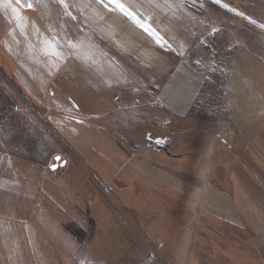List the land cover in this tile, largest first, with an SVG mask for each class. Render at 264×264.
<instances>
[{"label":"crops","instance_id":"crops-1","mask_svg":"<svg viewBox=\"0 0 264 264\" xmlns=\"http://www.w3.org/2000/svg\"><path fill=\"white\" fill-rule=\"evenodd\" d=\"M190 1L122 0L146 31L111 0H0V72L73 153L0 148V264H140L144 236L174 264H264V45ZM235 5L264 25V0Z\"/></svg>","mask_w":264,"mask_h":264},{"label":"rangeland","instance_id":"rangeland-1","mask_svg":"<svg viewBox=\"0 0 264 264\" xmlns=\"http://www.w3.org/2000/svg\"><path fill=\"white\" fill-rule=\"evenodd\" d=\"M56 1L58 2L59 0ZM204 1L205 0H203V2ZM236 1L238 2V0H206L205 2L211 6L214 13L229 16L232 21H230V25H234L236 30H238L236 26L238 25L239 33H234L235 38L243 39L247 42L263 46L264 27L262 26L264 25L259 22L256 23L252 19L244 20L243 18L241 19L240 16H237V14H240V11H238L239 9L237 8V5H235ZM190 2L199 9L204 6L200 3L202 0H191ZM57 6L60 7L61 5L57 3ZM22 38L24 39L25 36L22 35ZM23 43L26 46L24 47V50L25 48L28 50L29 44L24 41ZM24 96L26 95L17 88L11 78L9 79L5 77L4 74L0 72V148L21 152L22 142L17 132L22 130V126L25 127L26 130L28 126L33 127L32 125H34L41 132V139L34 152V156L39 159H52L53 157V160H55V156L57 154L63 153L62 144L60 140L49 130V127L46 126L44 121L37 116V118L35 117L36 113L27 104L29 102L33 107H35L33 105L34 103L31 100H28V98L26 99ZM20 115H24L26 117L23 119V124L20 121ZM63 142L66 143L64 140ZM55 151L59 152L54 154ZM217 157L219 158V156ZM216 167L218 166L214 163V195L217 190L220 191V187L215 185L216 183L220 184L218 174H216Z\"/></svg>","mask_w":264,"mask_h":264},{"label":"built area","instance_id":"built-area-1","mask_svg":"<svg viewBox=\"0 0 264 264\" xmlns=\"http://www.w3.org/2000/svg\"><path fill=\"white\" fill-rule=\"evenodd\" d=\"M210 38L213 43L217 44L223 39V33L216 29L212 33H210ZM114 100L119 101L120 94L117 93L114 95ZM25 99V98H24ZM26 100V99H25ZM27 101V100H26ZM28 106L37 113L35 108L28 102ZM63 147V153L61 155L63 157L73 156L72 150L70 147L63 142V140L56 136ZM162 148L164 150L170 151V148L162 146L160 144H156L155 142H149L146 144H141L136 141H131L128 148L130 152L134 155H144L146 154L151 148ZM87 174L91 181L95 184V186L99 189V191L103 194V196L114 206L120 208V202L118 201L114 190L110 186V184L104 180H102L95 172L88 170ZM144 241L146 243L147 251L145 258L141 261L140 264H174L173 261L169 258V256L163 251L162 245L160 243H156L149 237L144 236Z\"/></svg>","mask_w":264,"mask_h":264},{"label":"trees","instance_id":"trees-1","mask_svg":"<svg viewBox=\"0 0 264 264\" xmlns=\"http://www.w3.org/2000/svg\"><path fill=\"white\" fill-rule=\"evenodd\" d=\"M24 118H26L24 115H20V121L22 122V124ZM32 126L33 127L28 126L26 130L25 127L22 126V130L17 132L22 142V154L26 156H31L35 152L41 139L40 130H38L36 126Z\"/></svg>","mask_w":264,"mask_h":264},{"label":"snow or ice","instance_id":"snow-or-ice-1","mask_svg":"<svg viewBox=\"0 0 264 264\" xmlns=\"http://www.w3.org/2000/svg\"><path fill=\"white\" fill-rule=\"evenodd\" d=\"M17 2L20 3V2H22V0H17ZM61 2H63V0H61ZM103 2H104V0H100V3H103ZM111 2L115 3L116 7L118 9H120L125 15H128V16L132 17L133 19H136V22L138 24H140L141 27H145V25L136 17V14L134 12H132L128 7H126V5L122 2V0H111ZM27 6L31 7V4L29 3ZM262 27H264V26H262ZM149 29H150V26L145 27L146 31H149ZM153 34H155L154 30H153Z\"/></svg>","mask_w":264,"mask_h":264},{"label":"water","instance_id":"water-1","mask_svg":"<svg viewBox=\"0 0 264 264\" xmlns=\"http://www.w3.org/2000/svg\"><path fill=\"white\" fill-rule=\"evenodd\" d=\"M66 163H67V160H66L65 158H63V156H62L61 154H57V155L55 156V163H53V164L51 165V168H52V169H56V168H58L59 166H64V165H66Z\"/></svg>","mask_w":264,"mask_h":264}]
</instances>
